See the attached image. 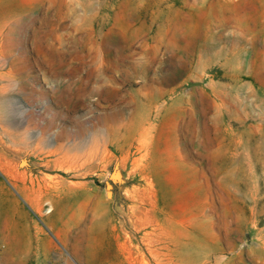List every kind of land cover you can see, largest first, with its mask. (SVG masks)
Listing matches in <instances>:
<instances>
[{
  "label": "rangeland",
  "instance_id": "rangeland-1",
  "mask_svg": "<svg viewBox=\"0 0 264 264\" xmlns=\"http://www.w3.org/2000/svg\"><path fill=\"white\" fill-rule=\"evenodd\" d=\"M0 264H264V0H0Z\"/></svg>",
  "mask_w": 264,
  "mask_h": 264
},
{
  "label": "bare ground",
  "instance_id": "bare-ground-1",
  "mask_svg": "<svg viewBox=\"0 0 264 264\" xmlns=\"http://www.w3.org/2000/svg\"><path fill=\"white\" fill-rule=\"evenodd\" d=\"M89 88H90V86H89ZM45 94V93H44ZM58 116V115H57ZM68 117V116H67ZM112 117V116H111ZM115 117V116H114ZM71 119H72V117H71ZM77 119V118H76ZM97 120H100L99 118H96ZM95 119V120H96ZM101 119H102V117H101ZM110 119V118H109ZM67 120V119H66ZM97 120H96V122H97ZM69 121V120H68ZM73 121L75 122V120L73 119ZM72 123V122H71ZM65 124V123H64ZM84 124V123H83ZM79 126V125H78ZM82 126V125H81ZM82 128V127H81ZM63 130H64V128H63ZM102 131V130H101ZM81 132V131H80ZM100 132V131H99ZM62 133H64V131L62 132ZM65 133H66V131H65ZM67 134V133H66ZM94 144V143H93ZM61 150V149H60ZM56 153H58V152H56ZM61 159L63 160V159H68L67 157H66V154L65 153H63L62 155H61V157L59 158V161H57V164H59L60 163V161H61ZM27 190H30L31 192H34L35 190H34V188L33 187H31L30 189L29 188H27ZM26 190V191H27ZM26 196H27V194H26ZM38 204V203H37ZM30 205V204H29Z\"/></svg>",
  "mask_w": 264,
  "mask_h": 264
}]
</instances>
